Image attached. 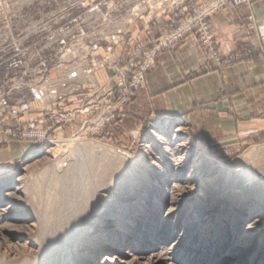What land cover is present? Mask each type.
Returning <instances> with one entry per match:
<instances>
[{"label":"rangeland","instance_id":"1","mask_svg":"<svg viewBox=\"0 0 264 264\" xmlns=\"http://www.w3.org/2000/svg\"><path fill=\"white\" fill-rule=\"evenodd\" d=\"M217 1L0 0V152L32 146L0 175V264H264V131L221 150L188 122L136 107L161 53L187 37L213 68L237 61L210 23L229 3L205 19L220 63L199 21L167 44ZM263 24L249 22L261 53ZM74 142L84 165L61 164Z\"/></svg>","mask_w":264,"mask_h":264},{"label":"crops","instance_id":"2","mask_svg":"<svg viewBox=\"0 0 264 264\" xmlns=\"http://www.w3.org/2000/svg\"><path fill=\"white\" fill-rule=\"evenodd\" d=\"M175 18L154 19L144 31L151 32L160 23H174ZM250 20L264 23V0L227 7L210 19L223 58L237 59L230 66L211 67L199 42L191 37L176 49L162 52L136 97V107L148 115L188 122L203 137L204 145L221 150L238 149L244 136L263 132L264 52L249 29ZM245 52L253 56L245 59ZM109 76L105 72L102 79ZM31 148L16 143L1 151L0 175L13 171L15 161Z\"/></svg>","mask_w":264,"mask_h":264},{"label":"built area","instance_id":"3","mask_svg":"<svg viewBox=\"0 0 264 264\" xmlns=\"http://www.w3.org/2000/svg\"><path fill=\"white\" fill-rule=\"evenodd\" d=\"M248 2H250V0H219L217 1L212 7H207L205 9H202L200 11H198V14H196L194 16L193 20H190L191 23H189V25L186 27L184 30L178 29L176 30L172 35H171V41H169L167 44H174L179 38H181L183 36V34H186L187 32H190L192 30V28L197 25L198 21L200 23H198V25L201 26L202 29V34L204 35L206 41V48H208L210 50V55L212 56V58L217 62L220 63L221 59L219 54L216 52L215 48L213 47V42L211 41V38L209 36V28L205 23V19L208 18V16L214 14L215 12H217L219 9L223 8L227 3L237 7V6H241V5H245ZM259 35L262 38V40H264V24L261 25L258 29ZM164 48H168L167 45L164 46ZM144 73L142 72H138L134 79H133V83L132 86L130 87V89L132 91H136L138 90L142 83L144 82Z\"/></svg>","mask_w":264,"mask_h":264},{"label":"bare ground","instance_id":"4","mask_svg":"<svg viewBox=\"0 0 264 264\" xmlns=\"http://www.w3.org/2000/svg\"><path fill=\"white\" fill-rule=\"evenodd\" d=\"M157 125H159V124H157ZM166 125V124H165ZM160 126V125H159ZM158 126V127H159ZM158 131V130H157ZM156 131V132H157ZM155 132V133H156ZM159 136V135H158ZM60 151V150H59ZM58 151V152H59ZM87 150L86 149H83V146H81V144L80 143H78V142H74V148H73V152H74V156L72 155L71 156V154H70V156L72 157V158H70L68 155V158L66 157V155H64L65 157H64V159L62 158V161H61V164H64V163H69L70 162V160H72V161H75V162H77L78 160H81L82 161V163L81 164H83L84 162H85V160H84V157H85V152H86ZM72 153V152H71ZM61 154V153H60ZM60 154H59V157H60ZM63 154V153H62ZM62 154H61V156H62ZM71 163H73V162H71ZM78 165H79V161H78ZM84 165V164H83ZM85 166H86V164H85ZM78 167V166H77ZM81 167V166H80ZM157 175H161V177H160V181H158V186H161V184H163V183H168L169 182V178H168V175L167 174H165V172H164V170H162L160 167L159 168H157ZM13 187V186H12ZM2 188H4V185L3 186H1L0 187V190L2 189ZM11 188V187H10ZM175 188H176V186H175ZM177 189V188H176ZM9 190V189H8ZM171 192H170V195L168 196V199H167V201H168V203H169V205H171L173 202H175L174 201V199L173 198H170V197H172L171 196V193H173V191L175 190V189H173L172 187H171ZM7 191V190H6ZM151 191V190H150ZM150 191H146L145 192V195L147 196V195H150L149 197H153L154 195H155V191L154 192H150ZM176 192V191H175ZM178 192V191H177ZM180 192V191H179ZM178 194V193H177ZM12 196H13V194H11ZM8 196V195H7ZM14 196H16V195H14ZM14 198V197H13ZM17 199V197H15L14 198V200H16ZM127 197H123L122 198V200L123 201H127ZM135 199V198H134ZM138 199V198H137ZM8 209H10V207L8 208ZM172 209V208H171ZM1 210V209H0ZM135 260H137L136 258L135 259H132L131 261H128L129 263L128 264H130V263H133ZM105 263V261L104 260H95L94 262H93V264H104ZM157 264H163V262H159V261H157L156 262Z\"/></svg>","mask_w":264,"mask_h":264}]
</instances>
